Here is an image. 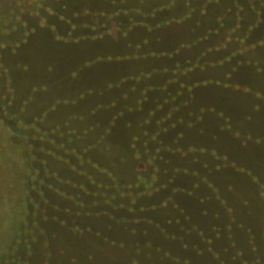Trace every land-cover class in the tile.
Here are the masks:
<instances>
[{"label":"rangeland","instance_id":"rangeland-1","mask_svg":"<svg viewBox=\"0 0 264 264\" xmlns=\"http://www.w3.org/2000/svg\"><path fill=\"white\" fill-rule=\"evenodd\" d=\"M226 3L221 0L198 25L195 15L178 30H166L168 46L183 43L192 57L213 48L206 60L217 63L182 82L173 100L179 106L172 112L159 108L150 112L152 104H145L156 95L150 92V67L163 63L149 62L153 59L146 55L142 9L135 12L138 26L130 37L137 48L124 62L106 58L128 53L115 38L87 37L84 1L0 0V248L10 253L5 260H14L13 264H264V40L236 55L247 42H235L224 31L210 34L207 30L215 29L217 13ZM71 5L82 8L75 10L72 22ZM255 21L243 12L238 35L256 23L254 32L260 36L264 21ZM225 25L232 26V20ZM72 30H77L76 42H71ZM76 69L77 74H71ZM125 74H133L127 83L105 89ZM134 89L136 98L124 101L123 94ZM113 100L114 106H98ZM124 103L132 105L134 123L105 139L108 151L96 164L119 172L134 159L144 178L143 139L150 131L152 138L161 137L164 147L166 160L155 177L161 187L144 198L141 218L135 219L125 202L120 204L123 207L106 203L103 208L102 202L93 201L92 211L102 208V212L77 220L74 213L66 214L67 206L75 208L73 199L70 202L62 192L53 191L55 173L48 166L90 191L95 187L91 178L100 175L92 169V175L76 178L65 162L54 161L62 138L55 122L61 126L64 122L67 128L71 115L86 114L80 121L85 125L91 120L89 112H126ZM5 114H11L14 124L3 121ZM127 119L120 118L119 123ZM147 144L158 145L154 139ZM103 182L107 185V180ZM60 185L61 191L73 194L71 185ZM44 191L53 193L48 197ZM58 198L66 206L59 211Z\"/></svg>","mask_w":264,"mask_h":264},{"label":"trees","instance_id":"trees-1","mask_svg":"<svg viewBox=\"0 0 264 264\" xmlns=\"http://www.w3.org/2000/svg\"><path fill=\"white\" fill-rule=\"evenodd\" d=\"M84 1V6L82 8L85 9L84 15H82V19L86 23V18L88 17V24L90 29L88 31L89 34L87 37L99 36L98 39L101 38H115L120 46L123 48L122 50H127L128 53L123 54H114L113 56L106 57L110 60H119V61H129L131 58V52L137 48V42H134L130 39L131 35H136V24L135 20V12L138 9H142L143 12V28H144V43L143 47H145L146 55L150 56L153 59L152 63H163L165 65L152 66L150 67L152 71V81L153 88L150 92H153L155 96L149 97V101L147 105L152 104V108L150 112H155L157 108L159 110H163L164 112H172L173 109L177 108L179 105L173 103V100L176 99V94L181 92L182 82L187 80V78H191L197 72L200 71L201 68H205L206 65L216 64L217 62H209L206 60L207 54L213 50V48H208L205 52H194V57L188 56L186 46L181 44L170 45L168 44L171 40H167V33L171 27H175L177 30L181 28L180 26L185 25L186 20L195 15V18L198 20L196 23L199 24V19L209 13L211 8L217 7L221 0H82ZM227 3L222 8L220 13H217V26L215 29L207 30L210 34H219L221 31H224V34L228 35L235 42L245 41L247 42L244 46L237 49L234 53L236 55L241 54L245 51H249L251 48L256 47L258 44L263 43L264 40V32L258 36L254 31L256 27V23H253L247 26L245 33L240 37L238 35L239 29L241 27L240 21L242 20V14L246 11L249 16H254L256 21L263 20L264 21V0H246L245 4L241 3V0H226ZM80 2V0H79ZM80 4V3H79ZM52 8L57 11L58 6L54 5ZM79 6L71 5V22L76 20L74 17L77 16L75 10H80ZM81 20V18H80ZM79 20V21H80ZM226 20H232L233 25L230 27H226ZM79 25V22H78ZM92 27V29H91ZM194 29L193 26L190 27ZM80 29V26H79ZM96 29V32H95ZM57 31V30H56ZM77 30L71 31V42H76L73 39L77 37L75 34ZM93 31V32H92ZM91 34V35H90ZM256 34V35H255ZM115 35V36H114ZM230 38V40H231ZM167 45V46H166ZM158 46V47H157ZM170 47V48H168ZM220 47V46H219ZM209 51V52H208ZM122 52V51H121ZM232 54V51L231 53ZM192 57L195 60L189 59ZM169 65V66H168ZM77 69L72 71L71 74H77ZM133 74H125L121 76V79L115 83H110L105 86L107 91L119 88L123 85V82L127 83V79H131ZM191 76V77H189ZM157 79H162L163 82L157 83L155 81ZM175 87L177 88L176 92L174 91ZM130 90V89H129ZM128 90V91H129ZM126 92L123 94L122 98L124 101H127L131 97L136 98V91ZM174 92V93H173ZM104 92H100L102 94ZM129 94H131L129 96ZM81 94L80 96H83ZM129 96V98H128ZM116 101L107 102L106 105L98 104L100 107H109L114 106ZM132 105L128 103H124L123 109L126 112H122L120 109L117 112H89V116H91V120H86V124L82 125L80 122L83 118L86 117V114H74L71 115V121L68 122L67 128H64V122L62 126L59 123L55 122V129L62 135L61 142L59 143L60 148L58 147L55 151L56 157L54 161L65 162L68 167L71 169V174H74L76 178L78 175H83L84 173L93 172V170L98 173L100 176L96 179L91 178V182L94 183V188L92 191L85 190L82 188L80 183H74L67 178H62L56 175V171L52 170L48 166L49 172L52 171L55 173L53 191L62 192L61 195L71 200L73 199L75 208L74 210H70L67 206V210H69L66 214L74 213V217L77 220L81 219L80 216H86L90 214L98 215L102 211L100 209H92L94 206L92 205L93 201L102 202L103 208L105 205L113 204L119 208L120 204H128L125 208L126 210L137 219L136 216L141 218L138 215L141 210L144 209V198L149 196L161 187V185L155 183V177L159 176L161 173V165L162 161L165 162V154L163 153V145L161 144V137L152 138L153 135L150 131H146L143 139L144 143V156L146 157L145 162L147 165V170L144 172V178H141L142 174L138 173L135 167L134 159H130L128 164L126 165V169L120 170L119 172H113L109 169V172L103 168L97 166L96 161L97 158H103L104 155L108 151V145L105 142V139L110 137L113 132L123 127H130L133 125L134 111H129ZM168 106V108H167ZM135 110V109H134ZM11 114H5V119L3 121L6 122L7 125L14 124L12 120ZM123 117H130L123 124L119 123V119ZM68 117V121L70 119ZM58 124L60 126H58ZM63 131H65L63 133ZM145 131V130H144ZM63 133V134H62ZM29 134V135H28ZM27 139H31L32 136L28 133ZM135 135H132V139L134 140ZM154 139L156 140L157 147L149 148L147 141ZM28 140V141H29ZM134 152V151H133ZM132 155L135 157V152ZM37 161H39L38 156L40 154L35 152L34 154ZM144 157V158H145ZM136 160V159H135ZM84 165V166H83ZM83 166V167H82ZM91 171H90V169ZM47 169V168H46ZM93 169V170H92ZM155 170L153 173L152 171ZM130 171L133 172V178L131 177ZM101 174L104 175L105 179H100ZM92 175V174H91ZM90 177V176H89ZM127 179V180H126ZM103 180H107V185L103 182ZM31 178L27 181V186L25 188H29L31 183ZM26 180L24 181V184ZM71 185V189L73 194L64 193L59 189L60 184ZM45 188V186H44ZM49 191V190H48ZM50 194L46 191V195L50 197ZM31 192V191H30ZM56 195V194H53ZM87 196V200H85V196ZM32 192V198H33ZM102 197V198H101ZM30 198V197H29ZM118 199V200H117ZM59 207H66L61 203V198L58 200ZM122 201V202H121ZM125 202V203H124ZM116 209V208H115ZM57 210V209H54ZM134 211V212H133ZM62 213V211H60ZM100 212V213H99ZM71 227V229L75 228L77 225ZM23 226V224H19V227ZM204 226H200L203 228ZM18 229V228H17ZM22 232L24 229H21ZM20 232L17 236V240L23 234ZM236 244V243H235ZM4 245V244H2ZM10 253L8 249L5 251H1L0 248V259H3V262L0 261V264H13L14 260H5ZM13 254H11L12 256Z\"/></svg>","mask_w":264,"mask_h":264}]
</instances>
